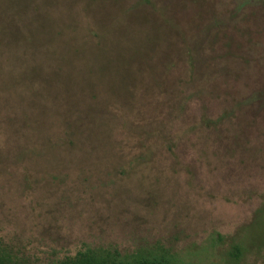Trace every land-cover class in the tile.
Masks as SVG:
<instances>
[{"label":"rangeland","instance_id":"rangeland-1","mask_svg":"<svg viewBox=\"0 0 264 264\" xmlns=\"http://www.w3.org/2000/svg\"><path fill=\"white\" fill-rule=\"evenodd\" d=\"M89 106L115 118L65 131ZM19 121L42 136L13 139ZM262 204L264 0H0L3 242L229 264Z\"/></svg>","mask_w":264,"mask_h":264},{"label":"trees","instance_id":"trees-1","mask_svg":"<svg viewBox=\"0 0 264 264\" xmlns=\"http://www.w3.org/2000/svg\"><path fill=\"white\" fill-rule=\"evenodd\" d=\"M103 111L92 106L77 111H70L69 116L65 117V131L73 127L79 137L87 132L86 121L99 120L100 123L108 127L115 117H108ZM75 117V118H73ZM97 118V119H96ZM115 121V120H114ZM76 126V128H75ZM61 128V127H60ZM13 139L16 137L27 138L30 134L41 137L42 134L36 127L27 125L21 121L18 124L10 126ZM23 130V131H22ZM25 131V132H24ZM45 131L44 137H46ZM264 204L257 209L252 221L243 227L234 238H231L229 246L224 251L226 260L229 264H240L246 253L252 247L254 251L264 249ZM251 227L254 228V237H250L247 232ZM226 236L218 235L216 241L219 243L226 240ZM215 241V243H216ZM174 257L167 250L160 246L152 249H138L132 252H121L113 246H90L83 245L72 254L54 258L46 262L35 263L28 256L16 251L12 246L6 244L0 239V264H173Z\"/></svg>","mask_w":264,"mask_h":264}]
</instances>
